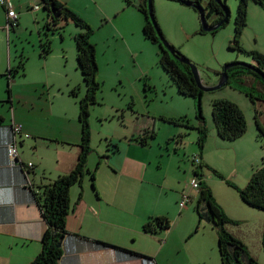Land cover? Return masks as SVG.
Returning a JSON list of instances; mask_svg holds the SVG:
<instances>
[{
  "label": "rangeland",
  "instance_id": "rangeland-1",
  "mask_svg": "<svg viewBox=\"0 0 264 264\" xmlns=\"http://www.w3.org/2000/svg\"><path fill=\"white\" fill-rule=\"evenodd\" d=\"M72 1L76 3L79 11L77 14L92 29L89 40L94 44L98 66L96 103L88 108L91 151L87 155L86 167L91 170L97 156L102 153L111 156V152L105 150L107 140L120 147L130 137L138 139L146 135V142L150 141L152 159L146 173L159 177L157 149L165 143H172L173 135L175 136L178 129H184L185 132L181 135L182 148L177 151L179 154L184 151V162L189 164V156L196 153L198 156L194 132L198 99L177 93L174 84L158 65L161 45L159 41L151 42L142 36V16L134 7L125 9L124 0ZM151 1L153 16L164 41L196 67L203 84H215L224 63L234 60L253 63L250 55L233 47V18L238 0H221L228 8V20L211 31L199 30L200 22L195 8L166 0ZM205 2L206 0H201L200 6ZM98 3L103 10L97 6ZM166 4L177 7L172 8ZM38 5L40 10L34 16L31 15L28 5L21 4L18 14L20 29L15 34L10 33L8 37H4L10 63L16 66L20 61L23 62L24 74L17 77L20 87L25 86L28 80L42 81L44 84L42 94L38 96L44 102L47 101V104L43 106L36 102L34 109L42 107L52 116L54 122L62 118L69 125H73L76 124L77 100L84 92L74 59L72 34L75 25L71 21L63 22L58 19L62 27L58 26L53 30L43 28V22L50 18L41 9L39 2ZM44 38L49 41L50 51L43 57L38 40ZM237 40L244 50L264 53V0L261 3L247 1L245 25ZM19 72L20 69L17 74ZM71 89L75 91L74 97L69 93ZM214 98L228 99L239 107L246 123L245 134H242L248 135L251 130L261 146L264 145V135L256 129L255 119L264 131V83L251 74L232 76L228 85L202 91L199 97V108L206 132L201 148V151L204 150L202 155L206 163L201 167L199 178L209 187L212 197L220 203L217 204L230 220L223 224L224 229L244 245L245 255L252 257L258 264H264V251L260 242L264 212L239 201L232 186L242 187L254 166L247 176L245 171L247 169L248 173L249 165L236 148L230 146V140L217 139L214 136L210 108V101ZM167 118L173 121H168ZM151 132H154L153 138H149ZM263 149L264 147L262 151ZM112 154L114 157L118 155L116 152ZM103 163L104 160H101L99 164L102 176L99 187L104 188L107 176L104 172L108 169ZM169 175L172 185L177 182L186 185L190 176L186 178V174L181 171L179 173L175 168ZM122 180L119 179L118 192L129 186V183L121 182ZM190 193L192 201L187 200L184 205L186 207L181 212H178L173 195L167 198V219L170 225L168 229L158 232L160 240L147 245L153 250L155 246H161L156 253L158 264H220L216 229L203 216L198 220L195 208L198 191L192 190ZM234 198L236 202L239 201V205L233 204ZM131 204V200L122 198L116 206L128 212ZM202 206L204 204L200 202V207ZM239 206L243 209H237ZM118 215L125 218L128 214L119 212ZM5 253L6 249L1 246L0 257ZM129 255L132 258H141L134 254Z\"/></svg>",
  "mask_w": 264,
  "mask_h": 264
},
{
  "label": "crops",
  "instance_id": "crops-1",
  "mask_svg": "<svg viewBox=\"0 0 264 264\" xmlns=\"http://www.w3.org/2000/svg\"><path fill=\"white\" fill-rule=\"evenodd\" d=\"M9 1L17 13L15 26L7 29L4 27L5 14L0 6V247L3 246L7 252L0 257V264H27L39 251L40 237L45 228L35 197L39 194L43 184L68 172L73 167L78 151L80 125L77 117L76 124L69 125V122H65L62 118L54 122L52 116L42 107L34 109L36 102L43 106L47 104V101L44 102L42 97L38 96V94H42L44 84L42 81L28 80L25 86L20 87L17 79L24 74L23 66L19 74L17 72L10 75L7 72L8 67L13 65L10 63L5 38L10 33L15 34L20 29L21 22L18 20V14L21 4L28 5V9L32 11L31 15L37 16L36 13L40 10L39 2L41 9H44L46 16L50 18L49 21H47L48 19L45 20L42 25L47 30L57 29L58 26L62 27L58 19L63 22L69 20L58 18L53 22L48 6L47 8L44 7L41 0ZM55 1L75 14L79 13L76 3L72 0ZM140 1L124 0L123 6L125 9L128 7L136 9L135 5ZM166 1L176 3L171 0ZM31 3L33 5H30ZM34 5H38V7L32 9ZM166 5L172 8L177 7V5L172 4ZM97 6L103 10L100 3ZM136 11L142 16V34L144 17L137 9ZM77 31L79 28L75 26L72 39ZM45 43L49 47V41L46 38L38 40L40 50ZM49 51L43 53L41 50L42 56L44 57ZM14 124L20 126L16 133L11 130ZM184 132V129H178L175 136L173 135L172 143H165L163 147H158L159 167L157 172L159 170V177L146 173L152 162L150 141L146 142V135L142 136L146 137L145 143H140V138L133 139L130 137L129 141H123L120 147L117 143H111L110 140L106 141L105 150L111 152V156L108 153L97 156L96 161L99 159V162L95 161L91 169L94 171L93 183H91L88 172L91 170L86 167L85 163L86 171L82 173L80 182L71 184L68 188L69 211L65 217V234L59 245L62 253L57 264H143L142 262L158 264L156 253L161 246L158 245L159 248L155 246L154 250L147 247L149 243L160 240L158 232L145 233L141 230V225L151 216L167 217L169 215L167 198L171 195L174 197L177 208V202L182 193L188 195V202L192 201L190 191L195 189L188 186V181L186 185L184 183L180 185L178 182L177 185H172L169 180V174L173 168L179 173L181 171L186 174V178L193 175L194 168L190 161L189 164L184 162V151L181 154L177 151L182 148L181 135ZM194 132L196 139L197 132ZM152 134L149 138H153L154 132ZM244 134L230 140V146L236 148L242 159L249 165L248 173L247 169L245 171L249 176L251 168L253 166L252 169L257 168V165H260L264 145L260 146L257 143L251 130L248 135ZM214 136L220 139L216 136L215 131ZM12 141L15 143L17 152L13 163H11L6 151L7 144ZM111 144H116L114 151H110ZM89 146H91L90 139ZM202 151L204 150L202 149ZM202 151L200 154L198 153L199 163L204 164L206 162ZM113 152L118 155L114 157ZM101 160H104L102 165L108 169L104 172L107 174L104 188L99 187V182L102 179L101 166L99 165ZM27 163H30L31 166L28 167ZM144 176H147V179H144ZM120 178L123 179L121 182L129 183V186L127 189L118 192L117 186ZM200 179L202 180V178ZM247 179L244 181L246 182ZM122 198H127L132 202L128 212L116 206ZM235 199L233 204H238L241 201L239 197V201L236 202ZM216 203L220 204L218 201ZM184 207L186 206L181 209L178 208V212H181ZM237 209L243 208L239 206ZM119 212L128 215L125 218L119 217ZM97 240L125 250L103 245L96 242ZM126 252L144 255H137L141 257L137 259L132 258Z\"/></svg>",
  "mask_w": 264,
  "mask_h": 264
},
{
  "label": "trees",
  "instance_id": "trees-1",
  "mask_svg": "<svg viewBox=\"0 0 264 264\" xmlns=\"http://www.w3.org/2000/svg\"><path fill=\"white\" fill-rule=\"evenodd\" d=\"M171 1L178 2L183 5L184 2H189L191 5L188 6L197 8L200 5L201 0ZM247 1L248 0H238L237 2L233 18L232 42L234 48L250 55L253 63L249 64L236 60L230 61L234 62V64L226 68L225 72L227 79L221 86L228 85L230 83V77H239L243 74H251L260 78L264 83V79L258 74H264V53H260L255 50H244L239 46L237 40L243 26L245 25ZM252 1L261 3V0ZM41 3L46 8L50 3L55 11L58 10L57 16L52 17L53 22H55L58 18H62L64 20L71 21L79 28V31L73 35V42L75 47L76 67L80 72L81 80L84 85L83 95L77 100V119L80 125V137L75 163L68 172L60 174L52 181L43 184L39 194L35 197V200L40 208L41 217L45 223V228L40 237V249L27 264H57V261L62 253L58 243L65 234L64 222L69 211L68 188L71 184L80 182L82 173L86 171V157L90 152L88 108L91 104L96 103L95 93L98 89V83L96 81L97 64L94 55V45L89 40L92 29L86 21L68 8L58 4L55 0H41ZM220 5L223 9H225L226 16L223 14L219 4H217L214 0H207L205 4L202 5L204 18L208 24H214L219 20H222L217 28L226 23L229 16L226 5L222 1ZM135 6L144 17V23L142 25L143 36L152 42L158 41L156 32L147 16L146 0H141ZM151 13L153 16L152 4ZM153 20L155 22L154 16ZM155 27L157 29V33L162 37L156 22ZM199 30L204 31L201 26L199 27ZM168 45L172 48L173 54H169L160 47V52L158 53V65L168 75L169 79L174 84L177 93L185 96H191L193 99H198V106L196 109L197 124L194 128L197 132L195 143L197 145L198 153L200 154L203 146V140L206 136L205 126L203 124L199 108V97L202 90L196 87L192 78L188 67V63L191 62L189 60L188 63L179 62L173 56L182 55L179 54L170 44ZM41 50L43 53L49 51L48 45L45 43ZM22 66L23 62L20 61L16 66L8 67L7 72L10 75H14L18 72V69L22 71ZM244 93L251 98V95L248 92L244 91ZM70 94L75 96L74 89L70 90ZM210 108L214 131L218 138L223 140H233L244 133L246 128L245 119L241 110L234 102L225 98H214L210 101ZM166 120L173 121L170 118H167ZM255 126L258 132L261 135H264V131L256 119ZM152 135L153 134L151 132L149 136L151 137ZM145 138L146 137H140V143H145ZM115 149L116 144H111L110 151H114ZM96 162L98 163L99 159ZM203 165L204 164L200 162L193 169V174H195L198 178L201 175V167ZM88 172L91 183H93L94 171L91 170ZM224 181L227 182V180ZM232 186L236 190L239 199L244 204L264 212V151L261 155L260 165L252 170L245 184L240 188L235 185ZM200 202H203L204 206L200 207ZM195 208L197 210L198 220L203 216V218L210 222L216 229V243L220 264H258L252 257L245 255L244 245L224 229L223 224L230 220L225 216L220 206L212 197L209 187L206 186L200 178L198 198ZM169 225L170 223L167 217L151 216L141 225V230L145 233H157L164 229H168ZM96 242L103 245H110L99 240ZM260 242L264 251V226L262 228ZM113 247L119 248L118 246ZM119 249L125 250L124 248ZM134 255L141 254L136 253Z\"/></svg>",
  "mask_w": 264,
  "mask_h": 264
},
{
  "label": "water",
  "instance_id": "water-1",
  "mask_svg": "<svg viewBox=\"0 0 264 264\" xmlns=\"http://www.w3.org/2000/svg\"><path fill=\"white\" fill-rule=\"evenodd\" d=\"M217 4H219L223 14L226 16L225 13V9H223L220 5L221 0H214ZM184 5H191L189 2H184ZM48 9L52 14V17H56L58 14V10L55 11L52 4H48ZM198 12V18H199V22H200V26L202 28V30L204 31H211L214 30L218 27V25L222 22V20H219L218 22L214 23V24H208L204 18V10L202 6H198L197 8H195ZM146 10H147V16L149 18V21L151 22L155 32H156V36L158 38L159 44L161 45L162 49H164L165 51H167L169 54H173V50L172 48L168 45V43H166L164 41V39L157 33V29L155 27V22L153 20V16L151 13V0H146ZM175 59H177L179 62L182 63H188V59L186 57H182V56H174ZM234 64V62H228V63H224L222 65L221 71L219 73V77L217 79V82L213 85H205L201 82L200 77L198 75V71L196 69V67L192 64V63H188V67L189 70L191 72L192 78L194 80V83L196 85L197 88H199L202 91H210V90H214L219 88L227 79L226 76V68L232 66ZM260 75L261 78L264 79V74L262 73H258ZM58 245H60V242L58 243Z\"/></svg>",
  "mask_w": 264,
  "mask_h": 264
},
{
  "label": "built area",
  "instance_id": "built-area-1",
  "mask_svg": "<svg viewBox=\"0 0 264 264\" xmlns=\"http://www.w3.org/2000/svg\"><path fill=\"white\" fill-rule=\"evenodd\" d=\"M0 6L3 8L4 14H5V24H4V27L7 29V28H9L11 26H15L16 19H17V13L15 12L14 8L12 7L11 2L9 0H0ZM37 7H38V5H34L32 7V9H35ZM19 129H20V126L19 125H17V124L12 125L11 130H12L13 133L18 132ZM6 151H7V155L9 157L11 163H13V161L16 158V154H17L14 141L9 142L7 144ZM189 161H190L191 165L193 166V168H195V166H197L198 163H199V158H198L197 154H192L191 156H189ZM27 166L30 167L31 164L30 163H27ZM188 186L191 189L198 190V187H199V178L195 174H193L189 178V180H188ZM187 197H188L187 194H185V193H182L181 194V198L177 202V205H178V208L179 209H181L185 205V203L187 201Z\"/></svg>",
  "mask_w": 264,
  "mask_h": 264
}]
</instances>
